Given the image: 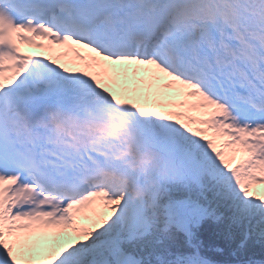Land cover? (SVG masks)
Returning <instances> with one entry per match:
<instances>
[{
  "label": "snow or ice",
  "instance_id": "6c2138e0",
  "mask_svg": "<svg viewBox=\"0 0 264 264\" xmlns=\"http://www.w3.org/2000/svg\"><path fill=\"white\" fill-rule=\"evenodd\" d=\"M0 264H264V0H0Z\"/></svg>",
  "mask_w": 264,
  "mask_h": 264
},
{
  "label": "trees",
  "instance_id": "16d2710c",
  "mask_svg": "<svg viewBox=\"0 0 264 264\" xmlns=\"http://www.w3.org/2000/svg\"><path fill=\"white\" fill-rule=\"evenodd\" d=\"M211 258L216 259V260H223V259H227V257L225 256H220V255H216V254H211ZM257 258H259V249H257Z\"/></svg>",
  "mask_w": 264,
  "mask_h": 264
},
{
  "label": "rangeland",
  "instance_id": "374dc122",
  "mask_svg": "<svg viewBox=\"0 0 264 264\" xmlns=\"http://www.w3.org/2000/svg\"><path fill=\"white\" fill-rule=\"evenodd\" d=\"M83 222L87 223V221H83Z\"/></svg>",
  "mask_w": 264,
  "mask_h": 264
},
{
  "label": "bare ground",
  "instance_id": "6f19581e",
  "mask_svg": "<svg viewBox=\"0 0 264 264\" xmlns=\"http://www.w3.org/2000/svg\"><path fill=\"white\" fill-rule=\"evenodd\" d=\"M30 50H32V49H30Z\"/></svg>",
  "mask_w": 264,
  "mask_h": 264
}]
</instances>
